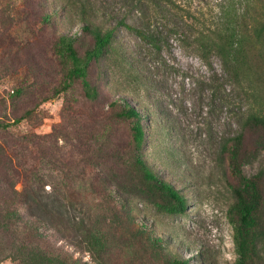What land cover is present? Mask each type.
<instances>
[{
  "label": "rangeland",
  "instance_id": "rangeland-1",
  "mask_svg": "<svg viewBox=\"0 0 264 264\" xmlns=\"http://www.w3.org/2000/svg\"><path fill=\"white\" fill-rule=\"evenodd\" d=\"M172 1L153 21L160 52L148 57L119 27L114 50L89 67L97 95L88 98L80 80L61 91L69 63L57 54L58 37L76 36L82 55L92 41L81 6L104 12L108 24L122 16L134 24L130 0H0V123L10 124L0 129V185L16 192L22 225L8 226L0 212V264H44L46 251L75 264H264L263 130L244 131L232 164L219 152L248 111L264 115V68L249 61L251 93L240 91L229 113L191 85L206 70L190 47L193 31L215 25L223 8L252 21L264 0ZM126 63L156 88H135ZM213 65L220 69L216 58ZM135 100L162 112L141 146L133 121L119 117L123 101Z\"/></svg>",
  "mask_w": 264,
  "mask_h": 264
},
{
  "label": "trees",
  "instance_id": "trees-1",
  "mask_svg": "<svg viewBox=\"0 0 264 264\" xmlns=\"http://www.w3.org/2000/svg\"><path fill=\"white\" fill-rule=\"evenodd\" d=\"M134 11L137 14V22L130 24L127 22L126 16L115 20V23H106V15L90 3L87 6L84 4L80 13L81 30L89 36L92 41V46L86 49L82 55H79L75 49L77 37L61 34L56 43V51L61 59L69 63V68L65 79L62 82L61 91L70 88L72 82L80 80L88 98H95L97 93L87 81L89 67L92 63L98 62L111 50H114L115 32L119 27L131 31L142 43L147 47V56L151 57V53L158 54L163 44V40L159 38V33L155 27L158 17L163 16L162 11L169 5H173L172 0H130ZM248 12L237 14L232 8H223L219 20L215 25L208 28H196L193 31V39L191 41V49L196 57L205 67L206 73L191 85L195 88H200V91L206 90L209 94V101L215 105V101L219 100L224 107L229 109V113L233 112L232 108L235 105L237 97L240 96V91L245 95L251 93V88L254 82L249 79L248 66L249 61L255 59L260 61L264 68V7L258 15L247 21ZM242 17L243 23H238L236 18ZM216 58L220 62V69L216 70L213 65V59ZM128 73L133 81L135 88H156V86L144 76V72L133 64H128ZM245 86V91H244ZM149 90V89H147ZM204 96L196 100L203 102ZM129 104L123 101L122 110L119 117L125 120H131L133 140L137 146L147 142L149 125L151 118L162 114L157 104ZM141 103V102H140ZM160 113V114H159ZM244 124L238 122L237 130L232 135L223 138L220 143L219 152L222 156L227 155L232 164V157L235 156L238 148L241 145L243 133L245 130H255L260 128L264 133V115H259L256 112L248 111L246 113ZM22 118L14 119L11 124L19 122ZM159 122V121H157ZM10 125V124H9ZM8 124H1L0 129L6 130ZM1 154L4 150L0 149ZM2 157V156H1ZM4 157V156H3ZM152 178V176H151ZM5 183L8 186L7 181ZM257 181L255 179L246 182L252 190V195H256ZM162 188L167 190L170 195L178 200V196L173 192L168 185H162ZM16 192L9 188H4L0 185V212L4 213L3 220L8 226H22L19 215L16 212V205L20 202L15 200ZM238 205L241 207L242 221L247 222V217L250 215V209L245 203L244 198L237 192ZM28 201V202H27ZM25 202L26 207H29V200ZM24 203V202H21ZM41 261L44 264H75L66 256H62L54 251H46L44 254L39 253ZM175 264H187L176 262Z\"/></svg>",
  "mask_w": 264,
  "mask_h": 264
}]
</instances>
